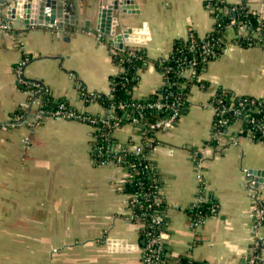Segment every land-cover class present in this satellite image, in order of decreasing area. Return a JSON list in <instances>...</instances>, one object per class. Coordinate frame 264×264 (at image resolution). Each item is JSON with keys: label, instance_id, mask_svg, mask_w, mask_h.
Masks as SVG:
<instances>
[{"label": "crops", "instance_id": "crops-1", "mask_svg": "<svg viewBox=\"0 0 264 264\" xmlns=\"http://www.w3.org/2000/svg\"><path fill=\"white\" fill-rule=\"evenodd\" d=\"M64 3L68 13H77L78 26L27 24L0 8V20L13 25L0 29V264H142L140 245L124 249L112 243L140 244L141 223L129 216L130 195L120 188L126 167L95 162L94 127L87 122L47 117L13 124L19 108L29 118L35 111L26 107L30 94L18 83L15 68L27 56V78L42 81L82 112L107 117L111 109L87 103L81 86L110 93V76L119 70L111 54V48L120 49L113 32H123L125 46L146 48L149 60L134 89L142 97L163 83L155 60L192 31L206 35L215 19L206 0H134L133 11L114 9L113 19L99 28V9L110 0ZM250 4L263 13L264 0ZM201 77L208 84L191 86L176 124L153 137L152 158L162 174L169 217L164 242L172 259L190 255L209 264H248L264 250V224L256 225L248 185L252 181L264 196V182L256 185L264 173L249 170H264V142L240 133L239 123L216 133L211 101L221 88L264 97V45L228 43ZM115 135L118 145L142 140L131 122ZM203 196L215 197L218 211L193 219L186 209ZM81 225L89 230L79 237Z\"/></svg>", "mask_w": 264, "mask_h": 264}, {"label": "trees", "instance_id": "trees-1", "mask_svg": "<svg viewBox=\"0 0 264 264\" xmlns=\"http://www.w3.org/2000/svg\"><path fill=\"white\" fill-rule=\"evenodd\" d=\"M250 1L206 0V4L210 3L212 9L219 13L212 29L204 36H199L192 31L186 38L176 39L171 52L155 60L156 66L163 74V83L146 96L137 97L134 94V89L140 81L139 71L149 60L146 48L142 45H126L123 49L111 48L113 61L119 66V70L110 76V93L88 92L84 86H81V93L85 101L87 103L96 101L110 108V116L82 112L74 107L67 98L55 97L47 87L38 95L39 107L44 111L41 117L34 119L36 123L42 122L47 117H63L87 122L94 127L92 157L95 162L99 164L113 162L126 167L128 174L121 182L120 188L130 195L128 208L132 220L141 223L138 240L142 264H144L142 253L145 252L149 240L148 232L166 231L169 225L167 201L161 192L162 174L152 158L155 130L150 129V123L158 117L170 115L172 110L167 106H150L149 103L154 101L172 102L179 98L181 105L178 121L187 106L191 86L193 84L206 86L209 82L201 77V73L215 57L203 51L205 41H208L210 47L220 54L230 42L245 47L264 42L262 12L253 8ZM233 18L236 19V22L231 23ZM193 43L196 45L191 47ZM204 57L206 58L204 59ZM192 61H196V63L192 65ZM193 67L196 69L194 74L190 73ZM20 86L28 90L27 85L20 83ZM220 92L221 89L218 90V94ZM217 97V95L213 96L212 100L216 101ZM62 104L67 110H73L75 116L67 117L55 114L54 112ZM23 112V109L19 108L13 117L22 115ZM133 118H138L140 123L139 126L136 125L138 132L145 131V136H147L141 140L145 146L139 153L133 148L134 141L129 142L128 145H118V138L115 135L118 128L130 123ZM214 207L216 209H213ZM218 208L217 199L211 196L208 200L188 206L186 211L193 219H196L215 214ZM155 209H159L160 213L164 215L162 222L156 221L153 215ZM162 257L163 260L159 264H209L207 260H197L190 255H180L172 259L166 246L163 249Z\"/></svg>", "mask_w": 264, "mask_h": 264}, {"label": "built area", "instance_id": "built-area-1", "mask_svg": "<svg viewBox=\"0 0 264 264\" xmlns=\"http://www.w3.org/2000/svg\"><path fill=\"white\" fill-rule=\"evenodd\" d=\"M206 6L210 9L214 19L216 20V17L219 13L212 9L210 3L206 4ZM261 16L264 19L263 13ZM234 22H236V19H231V23ZM12 26L13 25L11 24V21L0 20V29H7L11 28ZM195 45L196 44L193 43L191 47H194ZM257 45H264V42L258 43ZM202 49L205 53H210L215 58L220 55L217 50L210 47V43L208 41L204 42ZM205 58L206 57H204V59ZM27 61L28 57L25 56L24 59H22V61L16 66L15 74L18 83L25 84L28 87L27 91L30 94V99L26 107L31 109L34 104L39 106L40 99L38 95L47 88L44 86L42 81L38 79L27 78L24 75V66ZM195 63L196 61H192L191 64L194 65ZM190 73H196V69L193 67ZM215 95L218 96V99L216 101L212 100L211 103L215 111L214 129L216 133L228 129L234 123H239L240 133H245L256 140L264 142V97H258L251 94H238L227 88H221V92L219 94L217 92ZM180 101L181 100L179 98H176L172 102L154 101L149 103L150 106H167L172 110L170 115L158 117L152 120L150 123V129L157 131L173 127L176 124L177 118L180 114ZM43 111V109L39 108L35 114V119L41 117L43 115ZM54 113L67 117L75 116V112L73 110H67L63 104ZM26 121L29 122L28 116L23 114L18 115L15 117V119H12L13 124H19ZM131 123L138 126L140 125L138 118H133ZM140 135L142 138L147 137L145 136V131H142ZM144 146V142L140 141L139 143H135L133 148L139 153L143 151ZM248 185L250 189L254 191L253 197L256 202V207L253 214L256 217V225L264 224V196H262L261 190H258L252 181H249ZM208 199L209 198L203 196V198L200 200L198 199V202L196 203H200ZM213 209L216 208L214 207ZM153 215L158 223L164 220V215L160 213L159 209H155ZM164 232L165 231H161L159 233H153L151 231L148 232V245L145 248V252L142 253V260L144 264H159L163 260L162 252L166 246L164 242ZM257 263L264 264V250L257 251L248 261V264Z\"/></svg>", "mask_w": 264, "mask_h": 264}, {"label": "water", "instance_id": "water-1", "mask_svg": "<svg viewBox=\"0 0 264 264\" xmlns=\"http://www.w3.org/2000/svg\"><path fill=\"white\" fill-rule=\"evenodd\" d=\"M134 0H110L108 7H100L99 12V28L101 23L110 18L113 19L114 9H123L128 12L133 11ZM68 6V3L66 4ZM64 0H0V8H5L7 15L12 19L22 20L24 23L33 24H56L60 29L70 26L71 24L78 26L77 13H68ZM264 17V9H263ZM113 43L116 47L122 49L125 47V35L123 32H113ZM250 172L264 173V170L250 168ZM257 178V177H256ZM264 179L257 178L256 185L263 186ZM112 242V241H109ZM113 246L130 249L139 247V244L127 243L124 240H116L112 242ZM111 244V243H110ZM112 245V244H111Z\"/></svg>", "mask_w": 264, "mask_h": 264}, {"label": "rangeland", "instance_id": "rangeland-1", "mask_svg": "<svg viewBox=\"0 0 264 264\" xmlns=\"http://www.w3.org/2000/svg\"><path fill=\"white\" fill-rule=\"evenodd\" d=\"M35 105V106H34ZM32 107H31V109L33 108H35V111L33 112L34 113V115L31 117V118H29L28 117V119H29V121H31V122H33L34 121V119H35V114H36V112H37V110L40 108L37 104H34ZM18 116V115H17ZM17 116H15V117H17ZM15 117H13L12 119H15ZM35 122V121H34ZM33 122V123H34ZM24 123V122H23ZM50 226H51V224H50ZM52 229H50V228H46V235L47 236H49L50 235V231H51ZM89 229L88 228H84L82 225H81V228L79 227V228H77L76 229V231H77V234H78V236L79 237H81L82 235H84L87 231H88ZM84 249L85 248H80V253H84Z\"/></svg>", "mask_w": 264, "mask_h": 264}]
</instances>
